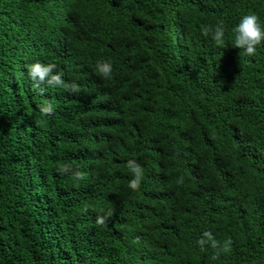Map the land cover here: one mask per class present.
Listing matches in <instances>:
<instances>
[{
  "label": "trees",
  "instance_id": "obj_1",
  "mask_svg": "<svg viewBox=\"0 0 264 264\" xmlns=\"http://www.w3.org/2000/svg\"><path fill=\"white\" fill-rule=\"evenodd\" d=\"M247 14L264 26V0H0V264H264V43L233 47ZM220 21L225 47L201 35ZM35 62L80 91L40 95ZM205 231L231 251L212 259Z\"/></svg>",
  "mask_w": 264,
  "mask_h": 264
},
{
  "label": "clouds",
  "instance_id": "obj_2",
  "mask_svg": "<svg viewBox=\"0 0 264 264\" xmlns=\"http://www.w3.org/2000/svg\"><path fill=\"white\" fill-rule=\"evenodd\" d=\"M234 41L233 47L243 50L244 55L254 56L257 52V47L264 43V26L261 25L258 17L255 14L244 15L238 25L233 29ZM201 35L208 37L211 35V39L218 47H225V29L223 21L218 22L215 27L211 25H201ZM98 73L105 79H111L112 65L110 61H100L96 65ZM56 65L53 63L43 64L35 62L27 66L28 78L33 82V90L40 95L44 94V88L41 85H46L52 88H62L71 93H78L80 87L77 83H66L62 78V74L55 72ZM40 113L43 116H50L53 114L54 106L49 101H44L40 106ZM127 167L133 174L134 178L129 182V188L133 191H139L141 182L144 177L143 168L134 159L127 161ZM60 174H71L73 179L81 181L85 178V173L76 169L74 170L71 165L64 164L58 169ZM178 183H183V177L179 178ZM85 207L82 211L87 212ZM113 214L112 211H108L102 215H97L95 223L97 225H104L108 218ZM139 243V237H136L133 241ZM230 239L225 240L222 244L216 240L210 231H205L202 237L197 240V244L201 250L205 249V245L210 246L216 250L212 256V259H217L221 253L227 254L231 251Z\"/></svg>",
  "mask_w": 264,
  "mask_h": 264
}]
</instances>
